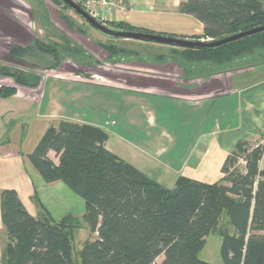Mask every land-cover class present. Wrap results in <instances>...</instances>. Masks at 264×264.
<instances>
[{"label": "trees", "instance_id": "16d2710c", "mask_svg": "<svg viewBox=\"0 0 264 264\" xmlns=\"http://www.w3.org/2000/svg\"><path fill=\"white\" fill-rule=\"evenodd\" d=\"M178 11L202 23L203 33L194 40H218L264 26V0H184ZM111 27L139 31L124 23ZM112 46L105 49L124 51ZM262 50L264 33L215 50L172 49L170 59L214 71L232 69L234 62ZM16 52L23 53L13 47L11 56ZM0 73L20 85L30 82L18 71L3 68ZM13 95L0 88V97ZM107 140L101 128L60 120L30 156L47 183L62 181L85 204L82 220L95 237L83 244L78 264H210L199 253L212 232L221 237L223 264H264L262 145L237 144L221 168L227 184L180 176L167 189L109 152ZM50 151L59 157L58 166L48 159ZM1 217L7 235L1 264H77L73 241L82 225L78 217L55 221L43 210L34 218L15 190L2 193Z\"/></svg>", "mask_w": 264, "mask_h": 264}, {"label": "crops", "instance_id": "0c3cea01", "mask_svg": "<svg viewBox=\"0 0 264 264\" xmlns=\"http://www.w3.org/2000/svg\"><path fill=\"white\" fill-rule=\"evenodd\" d=\"M111 1L118 5L111 16L113 24H129L139 31L185 39L203 33V25L199 20L179 13V5L184 0ZM8 35L14 37V34ZM130 42L140 51L148 44L136 40ZM161 46L166 45L156 48H166ZM127 50L138 53L129 47ZM161 56L170 58L167 55ZM159 57L142 60L126 58L120 61L114 57L111 61L117 65H114L115 73L112 75L104 72V65L81 72L91 74L92 78L95 75L103 77L117 86L103 87L97 82H74L57 77L48 86L44 102L39 99H21L18 97V89L10 98L0 100V264L7 244L1 217V195L4 191L15 190L27 212L34 218L41 215L43 210L55 221L67 215L83 216L86 212L85 204L79 196L62 181L47 183L30 161V156L56 121L69 120L103 129L108 134L105 148L109 152L168 189L173 188L179 178L174 172L187 161L183 157L205 152V147L200 143L186 146V152L178 148L186 138L189 139L190 135L186 136L188 131L194 132L197 126V134L205 138L211 139L214 134H218V147L224 151L220 153L222 157L218 161L220 171L223 162L240 141L257 145L254 143L256 139L245 138L239 133L254 124V117L261 116L250 114L246 117L245 107L247 109L248 106L244 104L249 102L254 105L253 98L255 102L259 101L255 97L264 99V84L238 86L236 89L232 78L248 70L212 71L210 66L205 70L202 65L195 64L187 69L189 67L181 61H164ZM256 91L259 94L255 96ZM227 98L235 102V115L233 111L229 114L224 105H216ZM165 104L188 107L190 111L187 115L175 114L187 118V124L191 122V125L186 128L183 119L175 128L170 129L175 123L164 118L160 106ZM35 106L36 110L31 112ZM239 108L243 109L238 116ZM217 126L224 127V134L215 132ZM165 128L173 134H167ZM165 138L169 141L168 148L164 143ZM210 148L216 149L213 143L207 147V151ZM47 157L55 166L59 165V157L53 151ZM261 169L264 170V156ZM229 230L234 234L232 227Z\"/></svg>", "mask_w": 264, "mask_h": 264}, {"label": "rangeland", "instance_id": "374dc122", "mask_svg": "<svg viewBox=\"0 0 264 264\" xmlns=\"http://www.w3.org/2000/svg\"><path fill=\"white\" fill-rule=\"evenodd\" d=\"M74 1L78 3V0ZM109 1L112 3L111 13H113L118 5H115V2L111 0ZM9 6L13 7L12 11L8 10ZM0 7V69L4 68L6 70L18 71L25 76L24 79L30 78L29 83L20 85L12 77L0 73V88L6 87L9 90H13L14 94L17 93L16 91L18 89V97L21 99H39L41 102H44L46 100L45 96L47 95L48 86L51 85L52 80L57 77H60L62 80L70 79L74 82H97L103 87L117 86L110 80L103 77L95 75L94 78H92L93 76L91 74L85 75L81 73L82 70H90L91 65L95 64V61L96 64L101 66L104 65V68L106 69L104 71L105 73L112 75L115 73L114 65L116 63L111 61L114 57H118V60L120 61V59L122 60L126 58L127 60L130 58L142 60L145 58H156L161 55H167L169 57L173 56V48H170L167 45L161 46L166 47L165 49H162L156 48L160 46L159 44L148 43L145 44L147 46L142 48L140 51L132 44V42H130L135 40L126 41L123 39L108 38L98 33L73 10L59 0H0ZM35 10L37 11L38 16L34 19L32 12ZM43 21H45V23H43ZM111 21L112 20H109L106 25L111 27L113 25ZM8 25L15 27L9 28ZM16 26L18 29H16ZM8 34H14V37L9 36ZM27 35L30 36L29 40L31 41L39 40V46L36 45L37 42L36 44L29 42ZM47 40L51 41V43L56 46L54 47L55 49L48 44L49 42ZM20 44L23 45V53H19L18 56L22 62L20 64H13V62L9 61L8 58V56L11 55L10 49L12 46H20ZM99 44L103 45L104 48L100 47ZM111 46H115V48L118 49H127V47H129L135 51L137 50L136 52L138 53H134L133 51V54H130L132 56L129 57L127 56V52L129 53L130 50L126 51V49H123V52L115 53L114 49H110V51L105 49ZM47 49L51 50V52H46ZM109 52H112V54ZM92 53L94 55H92ZM167 60L168 59L164 58V61ZM181 62L185 64L186 67H189L187 69H190L191 65H194L191 63L189 64L183 59H181ZM195 65L198 66V64ZM202 67L207 70V67L209 66L202 65ZM234 69L248 70L240 72V74L232 78L234 80V88L238 89V86H255L258 84H264V50L254 52L246 57H243L237 63L234 62ZM259 91H256L254 95H258ZM223 93L224 92H219V94ZM250 95L252 94L250 93ZM255 98L259 100L258 102H255V99L253 98L255 106L249 102H245L244 105L248 106L247 109L245 107V115L246 117L250 116V114H259L261 116L254 117V124L251 127H245L239 135H244L245 138L253 137L256 139L254 143L262 145L264 148V99L258 97ZM1 99L6 98L0 97V100ZM262 102L263 104L261 105L260 103ZM257 104L259 105L256 106ZM216 105L217 107L219 105H224L226 107L224 109H227V112L231 114L234 109L233 106L235 105V102L233 99L227 98L226 100H222L221 104L220 101L217 102ZM44 106L46 107V104ZM160 109L164 111V118H166V120L170 119L169 122L175 123V125L170 126V129L175 128L176 125L183 119L184 121H182V123L186 126V128H188L189 124L191 125V122L187 124V120H185L187 118L175 114L181 113L182 115H187L190 111L188 107L181 104H165L161 105ZM242 109L243 108L237 109L238 116L241 115ZM33 110H36V106L31 109V112ZM228 113L226 114L227 116H229ZM235 114L236 109L234 115ZM57 122L58 121L55 123ZM223 129L224 127L220 128L217 126V130H215V132L223 133ZM198 130L199 126H197L194 132L189 130L186 135L187 137L190 135L189 139L186 138V141L182 142L178 148L179 150L183 149V151L186 152V150H184L186 146L190 145L192 147L193 145L200 143L202 147H205V152L197 153L194 156H192L194 153L191 156L185 155L183 159L187 161L181 165V169L175 171L174 173H176L179 177L185 176L205 184H227L223 180L224 176L220 171V164L218 163L219 159L222 157L220 153L224 152H222L218 147L220 142L217 138L218 134H214L211 139H208L200 135V133L197 134ZM165 132L167 134H173L170 130L166 131V128ZM182 135L185 136L183 132ZM195 135L196 137L194 138ZM244 141L245 140H242L240 142ZM164 143L168 148V138L164 139ZM212 143L216 149L214 150L213 148H210L207 151V147ZM120 159L123 160L122 158ZM123 161L126 162L125 160ZM149 178L152 179L151 177ZM152 180L155 181V179ZM83 216H75L78 217L82 223L81 228L76 231L73 241L74 259L77 264L79 260L78 252L82 249L83 244L88 239H93L95 237L90 235L87 225L82 220ZM221 242L222 240L218 233L212 232L206 238L205 246L199 253V258L210 264H223L220 252ZM162 260L163 257H160L157 262L160 263Z\"/></svg>", "mask_w": 264, "mask_h": 264}, {"label": "water", "instance_id": "95a60500", "mask_svg": "<svg viewBox=\"0 0 264 264\" xmlns=\"http://www.w3.org/2000/svg\"><path fill=\"white\" fill-rule=\"evenodd\" d=\"M60 1H62L67 7L73 10L79 17H81V19H83L98 33L112 39L136 40L146 43L167 45L181 49L215 50L227 44L234 43L264 33V26H260L245 32L229 35L227 37L218 40L197 41L192 39L178 38L173 36L160 35V34L142 32V31H124L102 24L101 22L90 16L74 0H60Z\"/></svg>", "mask_w": 264, "mask_h": 264}, {"label": "built area", "instance_id": "2783aa9c", "mask_svg": "<svg viewBox=\"0 0 264 264\" xmlns=\"http://www.w3.org/2000/svg\"><path fill=\"white\" fill-rule=\"evenodd\" d=\"M79 5L94 19L106 25L111 20V6L109 0H85L81 2L78 0Z\"/></svg>", "mask_w": 264, "mask_h": 264}, {"label": "flooded vegetation", "instance_id": "af4514ba", "mask_svg": "<svg viewBox=\"0 0 264 264\" xmlns=\"http://www.w3.org/2000/svg\"><path fill=\"white\" fill-rule=\"evenodd\" d=\"M2 7V6H1ZM1 7H0V12H1ZM12 9H13V7L12 6H9V8H8V10H11L12 11ZM32 15H33V18L35 19L36 18V16H38V14H37V11L35 10V11H33L32 12ZM43 23H45V21H43ZM8 27L9 28H11L12 26H10V25H8ZM13 27H15V26H13ZM16 29H18V27L16 26ZM11 30V29H10ZM21 32H23L22 30H21ZM36 32V31H35ZM39 37V36H38ZM27 39H28V41L29 42H31V43H34V44H36V42H37V46H39V40H36V41H31V40H29L30 39V36L29 35H27ZM188 39H192V38H188ZM192 40H194V39H192ZM49 43L48 44H50L51 46H52V48H54V44H52L51 43V41H49V40H47ZM197 41H201V40H197ZM15 47L16 48H18V49H22L23 50V47H20V46H18V45H15ZM170 47H172V46H170ZM173 49H181V48H176V47H172ZM11 51H13V46L11 47V49H10ZM49 50V49H48ZM18 52V51H17ZM14 53L13 54V56H11V55H9L8 56V58H9V61H12L13 62V64H20L22 61H20V59H19V56H18V54L19 53ZM130 54H133L132 52H129V53H127V56H132V55H130ZM168 60H172V59H168ZM101 65H99V64H96V61H95V64H93V65H91V68H98V67H100ZM211 67V66H210ZM1 68V67H0ZM3 68V67H2ZM234 68H232V69H230V68H226V69H224V70H227V71H231V70H233ZM215 70H218V69H215ZM214 70V71H215Z\"/></svg>", "mask_w": 264, "mask_h": 264}]
</instances>
